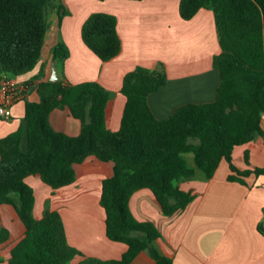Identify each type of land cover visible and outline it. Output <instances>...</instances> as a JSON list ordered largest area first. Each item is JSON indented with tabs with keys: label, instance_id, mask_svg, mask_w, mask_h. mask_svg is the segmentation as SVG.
<instances>
[{
	"label": "trees",
	"instance_id": "16d2710c",
	"mask_svg": "<svg viewBox=\"0 0 264 264\" xmlns=\"http://www.w3.org/2000/svg\"><path fill=\"white\" fill-rule=\"evenodd\" d=\"M56 2L0 0V88L42 60L53 29L50 11L59 12V25L67 14ZM201 10L213 12L220 46L213 67L221 83L212 103L187 104L159 120L148 98L166 85V67L162 62L152 70L138 67L124 77L120 93L126 103L120 128L113 132L106 123L113 93L98 83L44 80L43 70L35 76L39 101L26 104V127L0 139V206L12 207L25 228L10 251L9 264H72L81 255L67 243L60 213L47 206L44 216L35 218L29 176H39L55 191L76 181L74 165L90 157L112 162L113 176L102 183L100 204L107 238L128 249L118 261L86 258L79 264H131L141 252L155 264H173L156 246L161 233L155 224L133 216L132 196L150 190L162 214L171 217L195 199L192 192L181 190V183L198 176L212 179L222 160L233 173L230 182L243 183L242 177L250 174L234 166L232 153L237 146L264 138V0H180L184 21ZM82 40L102 62L114 59L122 48L116 17L92 14L82 27ZM68 56L63 42L53 47L52 61L61 64ZM65 108L81 123L77 136L57 132L50 123V114ZM253 171L264 175V169ZM9 237V231L1 229L0 245Z\"/></svg>",
	"mask_w": 264,
	"mask_h": 264
},
{
	"label": "crops",
	"instance_id": "0c3cea01",
	"mask_svg": "<svg viewBox=\"0 0 264 264\" xmlns=\"http://www.w3.org/2000/svg\"><path fill=\"white\" fill-rule=\"evenodd\" d=\"M56 4L67 14L62 16L60 25L57 10L53 21L49 15L53 28L49 36L54 39L50 42L46 39L42 60L31 72L13 79L18 89L7 115L0 116V139L26 127V104L39 101L36 92L39 81L34 78L43 70V79L50 81L55 62L52 49L58 42L69 50L68 58L56 63L61 81L66 85L98 83L114 94L106 122L110 131H118L121 125L126 103L120 93L124 77L138 67L152 70L159 62L166 67V85L148 98L159 120L170 118L184 105L216 100L221 77L213 67V60L220 54V46L212 11L201 10L192 20L184 21L179 14L180 0H57ZM95 13L117 19L122 48L105 63L82 40V27ZM2 100L0 90V104ZM50 123L55 131L69 136H77L81 130L80 121L67 108L54 110ZM261 127L264 132V117ZM26 142L25 133L24 150ZM232 158L238 170L250 171L242 177L243 183L229 181L233 173L228 162L222 160L212 179L198 176L181 183V190L192 192L195 199L174 216L162 214L150 190H140L130 199L133 216L138 221L154 223L160 231L156 246L173 264H264V175L253 171L264 169V138L257 137L235 147ZM74 171L76 181L55 191L37 175L26 178L34 191L35 218L41 219L47 206L60 213L67 243L81 254L72 264L86 258L120 260L128 247L107 238L105 213L100 204L102 183L113 176V163L90 157L74 165ZM11 210L8 205L0 206V230L7 229L10 233L8 243L0 246V264H9L11 249L25 233L15 213L22 227L13 220L18 227V240L16 244L10 243L12 231L4 213ZM131 264H155V261L147 252H141Z\"/></svg>",
	"mask_w": 264,
	"mask_h": 264
},
{
	"label": "built area",
	"instance_id": "2783aa9c",
	"mask_svg": "<svg viewBox=\"0 0 264 264\" xmlns=\"http://www.w3.org/2000/svg\"><path fill=\"white\" fill-rule=\"evenodd\" d=\"M16 89H18V85L13 80L6 81L2 84L0 90L3 96V100L0 104V116L7 115L10 106L14 102Z\"/></svg>",
	"mask_w": 264,
	"mask_h": 264
},
{
	"label": "rangeland",
	"instance_id": "374dc122",
	"mask_svg": "<svg viewBox=\"0 0 264 264\" xmlns=\"http://www.w3.org/2000/svg\"><path fill=\"white\" fill-rule=\"evenodd\" d=\"M49 15H50V20L53 21L55 19V13H54V11L51 10L50 13H49ZM53 39H54L53 36H49L48 39H47V41L50 42V40H53ZM10 213H4L6 217L4 216V214H3V216L7 219V225L9 226V228L12 231V237H11V242L10 243L14 244L16 242V240H18L17 239V236H18V231H17L18 229L17 228L18 227H16V223L19 224L20 226H21V224H20V222H18L19 221L18 218L16 216H14L15 215V212L13 210H11ZM13 220H16V223ZM2 245H0V246H2ZM5 245H7V244H5Z\"/></svg>",
	"mask_w": 264,
	"mask_h": 264
},
{
	"label": "water",
	"instance_id": "95a60500",
	"mask_svg": "<svg viewBox=\"0 0 264 264\" xmlns=\"http://www.w3.org/2000/svg\"><path fill=\"white\" fill-rule=\"evenodd\" d=\"M51 69H52V74H51V77H50V81L54 82V83L60 82L61 79H60V76L58 74V68H57L56 62L52 63Z\"/></svg>",
	"mask_w": 264,
	"mask_h": 264
}]
</instances>
